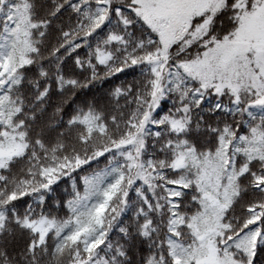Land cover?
Masks as SVG:
<instances>
[{
    "label": "snow or ice",
    "instance_id": "1",
    "mask_svg": "<svg viewBox=\"0 0 264 264\" xmlns=\"http://www.w3.org/2000/svg\"><path fill=\"white\" fill-rule=\"evenodd\" d=\"M0 264H264V0H0Z\"/></svg>",
    "mask_w": 264,
    "mask_h": 264
}]
</instances>
